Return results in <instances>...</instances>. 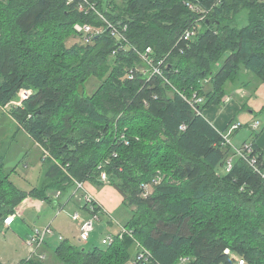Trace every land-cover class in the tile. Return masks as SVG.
<instances>
[{
    "label": "trees",
    "instance_id": "1",
    "mask_svg": "<svg viewBox=\"0 0 264 264\" xmlns=\"http://www.w3.org/2000/svg\"><path fill=\"white\" fill-rule=\"evenodd\" d=\"M80 1L0 0V106L49 154L41 185L30 192L10 181L0 156V226L29 197L52 205L68 197V205L77 182L115 188L131 217L121 224L99 201L77 203L89 216L93 205L95 223L107 216L119 227L113 242L60 239L50 263L46 238L45 258L20 264H128L140 246L158 264H234V257L264 264V178L247 162L264 171L263 129L234 119L221 130L206 113L228 107L235 91L254 94L264 84V0H89L106 20L127 26V42L95 12H81ZM203 11L200 33L186 42ZM242 15L247 24L239 26ZM76 24L103 32L87 43ZM127 46L152 48L154 62L165 60L164 78L136 71L146 65ZM92 78L99 85L88 93ZM21 91L30 94L16 106ZM195 93L204 99L200 112L184 99ZM248 102L239 113L253 110ZM237 124L230 144L225 137ZM244 126L253 134L235 148L231 138ZM246 144L247 161L237 153ZM120 226L133 236L121 238Z\"/></svg>",
    "mask_w": 264,
    "mask_h": 264
},
{
    "label": "rangeland",
    "instance_id": "2",
    "mask_svg": "<svg viewBox=\"0 0 264 264\" xmlns=\"http://www.w3.org/2000/svg\"><path fill=\"white\" fill-rule=\"evenodd\" d=\"M243 18H246L245 15H242L238 18L240 23L237 22V24H239V26H244L247 24V21H245L244 23L242 22ZM78 38L79 37L75 35L68 42V45H71V43L74 41H78ZM98 85L99 81L92 78L87 84L88 93L94 91ZM239 94L240 93L238 91H235L232 96L236 95L237 97H239ZM244 94L246 96L248 95V93L246 94V92H244ZM18 101L19 100H14V102ZM9 110V107L0 106V156L2 155L5 157L6 171H12L10 181L13 182V184L19 190L30 192L31 190H34L41 185V177L43 171L40 156L41 159L45 157V151H43V149L38 144L34 143L24 132L18 131L12 115H10V113L8 112ZM254 118L255 119L253 120V123L259 122V116H254ZM262 129L264 131V121L259 123V128L256 132L259 134ZM238 132H240L239 136L237 135V133H235L231 138V140L234 141L233 146L235 148L237 146H241L245 140L248 141L253 134V132L245 126ZM258 139L259 136L257 137V140ZM234 159L236 160V157H233V162ZM100 190L102 191L103 189ZM71 194H74V198L68 205L66 204L68 197H65L60 201L61 205H64V207L62 209L60 207H57L55 208L56 210L51 211L47 206L51 205L48 202L41 203L43 205H39L37 201L40 200L29 197L28 199L35 200L32 202V204H29L26 199L16 208L18 212L22 210V219L18 220L17 225L20 224L21 229H23V224L27 227L41 230L49 227L52 230V234L47 237V240L48 242H51L52 248H54V246L58 244L57 240L59 236L69 238L74 243L79 242L80 233L78 232V239L74 237V231H76L77 229L79 230V226L78 223L74 222L71 217L76 211L81 213L83 219H90L91 216H89L86 212H84L80 207L77 206V203H80L81 207L84 204V199L81 197V193L70 192L67 196H70ZM54 200L58 201L57 198H55ZM114 217L121 224H126L131 217L130 209L120 205V207L116 211H114ZM15 228L16 226L9 229L8 227H5L4 224L0 226V261L2 262V264H17L15 263L16 260H18L17 262H19V260L28 259L31 256L30 248L25 243H23V240L20 237L17 238V236L13 234V231L15 232L16 230ZM118 232L119 227L114 224L111 225L109 217H102L101 221H96L95 223L94 231L91 235V240L88 243H80L82 244L81 246L84 245L87 247H89L91 244H101L103 238L110 235H115ZM134 241L135 243L139 244L138 240L136 241L134 239ZM47 252V262H53L54 259L52 252ZM128 264L132 263L129 262Z\"/></svg>",
    "mask_w": 264,
    "mask_h": 264
},
{
    "label": "built area",
    "instance_id": "3",
    "mask_svg": "<svg viewBox=\"0 0 264 264\" xmlns=\"http://www.w3.org/2000/svg\"><path fill=\"white\" fill-rule=\"evenodd\" d=\"M72 1L73 0H69V3H71ZM109 1H111V0H109ZM186 6L192 11H199V8L194 6L192 3L187 2ZM79 9L81 12H84L86 14H88L90 12H95L97 15L100 16V18H102L106 22L107 28L109 29L111 35L114 38H116L119 42H122V41L127 42V37H126L127 26L117 27L115 24H112L110 21L106 20V18L98 10V8L96 7V5L94 3L89 2V0H82L79 2ZM202 13H203V15L198 19V21H196V23L194 25H191L185 31L184 40L186 42H191L200 33L201 22L204 21L208 17L207 15L209 12L203 11ZM75 30L83 36V39L87 43L91 42L94 37L99 36L103 32V29H101V28L96 29V28H94L88 24H86V25L76 24ZM129 48L132 49L133 51H135L140 56V59L146 65L143 68H137L136 71H141L144 74L149 73L150 77L160 76V77L164 78L163 67L165 66V60L162 59V60L158 61V63L154 62L153 59L151 58V54L153 52L152 48H147L146 52H144V53L138 51V49L135 47H132V46L126 47V49H129ZM116 53H117V51L114 52V54H116ZM134 71L135 70L133 69L129 73V77L131 79L134 77ZM29 94H30V92L21 91L19 94V97H20L19 101L13 102L12 104H14L16 106H20L21 100L26 99L29 96ZM184 99L186 101H188L193 107H195L197 112H200L199 107L197 105H201L202 103H204V99L202 97H199L198 94L195 93L191 98H187L184 96ZM258 127H259L258 122L253 124L254 129H258ZM237 128H239L238 124L233 126L231 128V130L229 131V133L226 135L225 138H226L228 143L231 144L230 139H229L230 133ZM250 152H251V146L249 144H246L244 146V148L242 150L238 151L237 153L240 157L246 159V161H247L248 160L247 154ZM48 155H49L48 152L45 151V157H47ZM247 162L250 164L251 167H254V169L257 172H259V174L264 178V171L260 167L258 168V164H256L255 159L248 160ZM232 168H233V163L230 160L228 162L227 171H231ZM102 179L103 180L107 179L105 174L102 175ZM77 187H78L77 191L81 193V197L84 199L85 202L92 204V201L96 200L93 197V195L89 192V190L87 189L86 184L77 182ZM59 195H60V193L57 194V197H59ZM89 209L92 213L90 215L91 216L90 219H83L82 215L79 212L74 213L72 216V219L74 221L80 222V235L79 236H80V240L82 242H87L88 240H90L91 235L94 231V227H95L94 221L98 219V215L95 212V208L93 207V205H90ZM104 211L106 212L107 209L105 208ZM18 215H20V213L16 212V214L14 216L16 217ZM7 220H9V219H7ZM6 222H8V221H6ZM51 234H52V230L50 228H46L44 230L34 229L31 232V234L29 235L28 239H26V242H25V244L31 250V256H30L31 259L35 258V257H39L40 259L45 258V255L41 252V249L45 243L46 238L48 236H50ZM124 235H130L131 237L133 236L132 231L121 227V231H120L119 236L122 238ZM60 239L62 240L63 237H60ZM113 240H114V238L112 236L106 237L103 240V244H105V245L111 244L113 242ZM136 244L138 246H140V243L139 244L136 243ZM140 248H141L140 252L138 255H136L134 260H132V264H158L157 262H155V263L153 262V258H151V254L148 251L143 249L141 246H140ZM227 253H229V250H227ZM234 260H235L234 264H246V261L244 259L234 257ZM183 261L185 262L186 259H183Z\"/></svg>",
    "mask_w": 264,
    "mask_h": 264
},
{
    "label": "crops",
    "instance_id": "4",
    "mask_svg": "<svg viewBox=\"0 0 264 264\" xmlns=\"http://www.w3.org/2000/svg\"><path fill=\"white\" fill-rule=\"evenodd\" d=\"M246 20H247L246 18L245 19L243 18L242 22L244 23ZM251 80H253L252 77H251ZM243 91L246 92V94L248 93V95L246 96ZM238 92L240 93L239 95L241 97L240 98L238 97V99H235L233 102H231V104H229L228 107H225L222 109L215 108V109H211L210 111L206 112L208 114L207 115L208 120L210 122L214 123L221 130H223L228 125V123L231 120L233 121L234 119L237 120V123H240L242 125H244L246 123H251V125H252V123L254 122L253 120L255 119L254 115H253V111L260 113L264 109V84L263 85L259 84V87L254 94H252V93L250 94L248 91H245L244 89H241V90L239 89ZM248 98H250L249 102L247 100ZM241 101L248 102V105L253 110H250L249 112H246V113H239V110L241 109ZM262 121H264V115L259 117V123H261ZM243 131H244V129H243ZM237 135L239 136L240 132H237ZM245 142H247V140H245L244 143ZM232 143L234 144L233 140H232ZM258 143H259V147L264 151V131L262 132L261 136H259ZM40 160H41V156H40ZM43 169H44V164L42 163V171H44ZM42 176H43V173H42ZM41 179H42V177H41ZM87 188H88L89 192L93 195V197L97 201H99L101 203V205H103V207H105L107 209V211H109L110 213H114V211H116L120 207L123 199H122V196L115 190V188H113L111 186H106V187L102 188L103 190L101 191L100 189H98L97 187L93 186L90 183L87 184ZM51 193L54 195V193L52 191L50 192V194ZM33 201H35V200L27 199V202L29 204H32ZM37 202L39 205H43L41 203H44L41 201H37ZM66 203H67V201H66ZM58 204H61V202L60 203L55 202L53 205L51 204V205H47V206L49 207V210L51 211V210H56L55 208H57L56 205H58ZM26 205H28V204H26ZM77 206H78V204H77ZM21 212H22V210H20V212H19L20 215H18L16 217L13 215V216H10L9 218H7L9 220H7V219L5 220L4 226L8 227L9 229L16 226L15 229L17 231L16 230H15V232L13 231V234L15 236H17V238L20 237L23 240V243H25L26 239H28V236L33 231V229H35V228H30V227H27L26 225L23 224V229H21V225L20 224L17 225L18 220L22 219ZM76 212H78V211H76ZM20 216H21V218H20ZM6 221H8V222H6ZM77 223L79 226V230L77 229L76 231H74V237H76L78 239V232L80 233V222H77ZM49 225H46V226H49ZM60 237H63V236H59L57 241L60 240ZM63 239H69V238L63 237ZM44 249H45V254L48 255L47 251L52 249V244L50 241L44 247ZM17 261L18 260H16L15 263L20 264V262L22 260H19V262H17Z\"/></svg>",
    "mask_w": 264,
    "mask_h": 264
}]
</instances>
